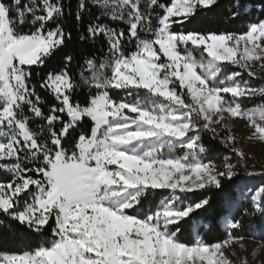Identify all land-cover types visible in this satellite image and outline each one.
<instances>
[{
    "label": "snow or ice",
    "instance_id": "obj_1",
    "mask_svg": "<svg viewBox=\"0 0 264 264\" xmlns=\"http://www.w3.org/2000/svg\"><path fill=\"white\" fill-rule=\"evenodd\" d=\"M89 4L100 11L79 41L100 55L74 63L64 54L59 70L40 78L72 39L63 26L70 6L0 0V170L11 176L0 182V213L37 234L51 229L47 244L0 254V264H231L226 251L248 264L231 247L245 237L232 233L250 211L264 229V167L243 172L259 184L224 199L225 238L215 242L201 238L199 210L210 198L190 194L219 190L247 166L234 118L264 141V77L253 70L258 61L264 68V5L235 33L184 30L218 0H78L77 21ZM232 7L231 21L248 18L240 0ZM85 122L90 133L74 137ZM205 134L237 159L206 161ZM185 227L191 243L180 239Z\"/></svg>",
    "mask_w": 264,
    "mask_h": 264
},
{
    "label": "trees",
    "instance_id": "obj_2",
    "mask_svg": "<svg viewBox=\"0 0 264 264\" xmlns=\"http://www.w3.org/2000/svg\"><path fill=\"white\" fill-rule=\"evenodd\" d=\"M64 2L66 9L70 6L71 14H69L66 10L63 26L66 31H70L72 33V39L68 43V47L65 49L64 53H59L58 50L59 54L54 59L46 62L45 66L40 69V78L44 77L50 70H59L63 63L64 54L72 55L74 58V63L89 54H95L97 56L100 55L98 49L92 48L90 45L79 41L80 34L86 30V26L89 23L94 21L100 10L91 7L89 4L90 11L80 13L82 18L80 21H77L76 15L79 11L78 0H64ZM240 2L247 8V12L245 13V15L248 17L247 19L237 18L235 22L231 21V13L235 11V8L232 7L234 0H218L220 6L217 8L216 12L194 18L184 26V30L200 32L216 31L242 33L247 29L250 22H254L260 18L259 8L264 5V0H240ZM104 22L110 23L113 26H119L115 21H107L105 19ZM17 31L21 33H27L30 31V27L19 26ZM245 77L257 86H259L261 83L260 79L248 78L246 74ZM40 78H37L34 75L33 81H38ZM41 95L46 101L44 107L45 111H47V104L52 102L51 98L43 91H41ZM117 95V93H113L114 97ZM78 98L81 99V102H83V97L78 95ZM257 103H259V98H257L255 101L245 100L243 107H252ZM90 127L91 123L85 122L80 126V128L77 129L76 132L73 133V136H77L80 132L89 134ZM202 143L209 150L208 154L205 156L206 161L208 159L219 161L222 159L223 155H232L234 159H237L234 154L230 153L229 149L224 148L218 140L212 139L207 134L202 136ZM245 157L247 159V166L242 170V173L239 177H234L231 181H222V188L219 190H198L197 192L190 194V196L198 197L200 199H203L205 196L210 198L211 206L208 207L207 211H204L203 209L199 210L202 214L201 219L206 225L201 233V238L206 242L211 243L218 239L225 238V229L219 220L224 199L229 196L234 197L236 195L238 186H247L250 184V181H253V186L260 183L261 178L259 176L248 178L243 176V172H250V170L258 172L262 167H264V165L260 161H257L248 155H245ZM10 179V174H8L6 171L0 170V182H8ZM245 207H248V205H240L241 209ZM242 223L244 225L243 228L233 231V236H243L245 239H253L258 242H264V229H256V226L260 224L259 215L250 211L248 215L243 216ZM253 236H255V238H253ZM50 237V228H48L47 232L43 235L37 234L34 231L29 230L26 226L20 225L19 222L12 220L6 214L0 213V254H23L25 251L34 250V248L40 246L41 243L47 244ZM180 239L185 243H191L187 227L183 229V234L180 236Z\"/></svg>",
    "mask_w": 264,
    "mask_h": 264
},
{
    "label": "rangeland",
    "instance_id": "obj_3",
    "mask_svg": "<svg viewBox=\"0 0 264 264\" xmlns=\"http://www.w3.org/2000/svg\"><path fill=\"white\" fill-rule=\"evenodd\" d=\"M163 59V57H161ZM261 62H254L253 70L259 77H264V68H261ZM231 134L235 137V146L240 148L245 155L260 161L264 165V141L251 137V129L246 120L239 117L231 121ZM250 172H255L250 170ZM253 186V181L249 182ZM244 247L241 249L240 245ZM242 259H246L248 264H264V242H258L253 239H243L234 241L231 246ZM231 264H237V257L226 251Z\"/></svg>",
    "mask_w": 264,
    "mask_h": 264
}]
</instances>
